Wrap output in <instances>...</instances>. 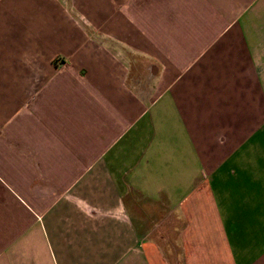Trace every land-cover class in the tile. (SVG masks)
I'll return each mask as SVG.
<instances>
[{"label":"crops","instance_id":"1","mask_svg":"<svg viewBox=\"0 0 264 264\" xmlns=\"http://www.w3.org/2000/svg\"><path fill=\"white\" fill-rule=\"evenodd\" d=\"M0 264H264V0H0Z\"/></svg>","mask_w":264,"mask_h":264},{"label":"rangeland","instance_id":"2","mask_svg":"<svg viewBox=\"0 0 264 264\" xmlns=\"http://www.w3.org/2000/svg\"><path fill=\"white\" fill-rule=\"evenodd\" d=\"M164 244L166 245L165 241H164Z\"/></svg>","mask_w":264,"mask_h":264}]
</instances>
